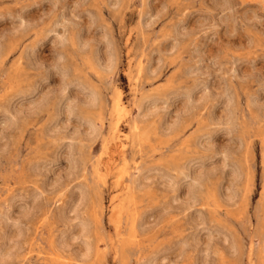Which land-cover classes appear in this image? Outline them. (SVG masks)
Wrapping results in <instances>:
<instances>
[{"label": "rangeland", "instance_id": "obj_1", "mask_svg": "<svg viewBox=\"0 0 264 264\" xmlns=\"http://www.w3.org/2000/svg\"><path fill=\"white\" fill-rule=\"evenodd\" d=\"M0 264H264V0H0Z\"/></svg>", "mask_w": 264, "mask_h": 264}, {"label": "bare ground", "instance_id": "obj_2", "mask_svg": "<svg viewBox=\"0 0 264 264\" xmlns=\"http://www.w3.org/2000/svg\"><path fill=\"white\" fill-rule=\"evenodd\" d=\"M119 103H120V102H119ZM119 103H118V105H120ZM118 108H119V107H118ZM118 108H117V109H118ZM120 109H121V108H120ZM98 178H99V177H98ZM114 220H115V219H114Z\"/></svg>", "mask_w": 264, "mask_h": 264}]
</instances>
